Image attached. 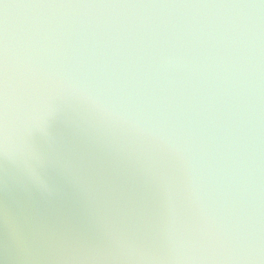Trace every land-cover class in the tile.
Listing matches in <instances>:
<instances>
[{
    "label": "water",
    "instance_id": "obj_1",
    "mask_svg": "<svg viewBox=\"0 0 264 264\" xmlns=\"http://www.w3.org/2000/svg\"><path fill=\"white\" fill-rule=\"evenodd\" d=\"M0 264H264V0H0Z\"/></svg>",
    "mask_w": 264,
    "mask_h": 264
}]
</instances>
